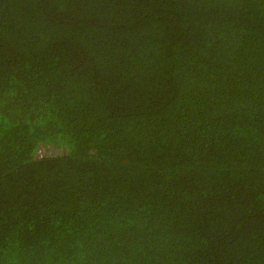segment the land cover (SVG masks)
Returning <instances> with one entry per match:
<instances>
[{"label":"trees","instance_id":"16d2710c","mask_svg":"<svg viewBox=\"0 0 264 264\" xmlns=\"http://www.w3.org/2000/svg\"><path fill=\"white\" fill-rule=\"evenodd\" d=\"M0 264H264V0H0Z\"/></svg>","mask_w":264,"mask_h":264}]
</instances>
